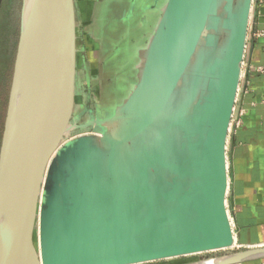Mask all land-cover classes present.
Listing matches in <instances>:
<instances>
[{
  "label": "water",
  "instance_id": "obj_1",
  "mask_svg": "<svg viewBox=\"0 0 264 264\" xmlns=\"http://www.w3.org/2000/svg\"><path fill=\"white\" fill-rule=\"evenodd\" d=\"M252 0H163L100 135L70 137L75 0H23L0 138V264L264 262L233 250L225 144ZM65 139V140H64ZM35 236L37 239H35Z\"/></svg>",
  "mask_w": 264,
  "mask_h": 264
},
{
  "label": "crops",
  "instance_id": "obj_2",
  "mask_svg": "<svg viewBox=\"0 0 264 264\" xmlns=\"http://www.w3.org/2000/svg\"><path fill=\"white\" fill-rule=\"evenodd\" d=\"M77 1L80 0H75L76 16L77 20H80L82 13L85 12L86 4L82 3L83 5H81ZM123 1L126 5L123 4ZM109 5L112 16L114 14V22L120 26L118 31H122L121 27L126 24L128 26L129 23H133V28L136 27L135 38L142 41V45L138 48L135 47L136 43L134 45L135 41L130 43L131 50L135 48L129 59L132 61L138 51L145 48L152 35L163 6V0H110ZM96 8L97 6H94L90 12V14L93 13L92 24L95 23V29H92L93 35L89 33V29H85L84 38L80 43L77 40L76 44L75 108L71 124L76 125L77 128L70 133L71 138L77 137V133L80 131L88 132L91 126L89 127L87 124L91 119H96L92 117L93 111H95L94 105L87 109V98L84 101H79L80 98L77 95L79 87L82 89V94H87L84 89L89 88V84H96L99 80L100 69L103 65L100 57L109 55L114 49L117 50L114 45L108 44L109 42H106V47L103 48L104 32L101 16L107 11V6L97 9V13ZM96 14H99V21ZM83 23V25H88L89 21ZM97 24L99 27H96ZM263 28L264 0H252L247 26L244 66L241 68L234 105V117L239 119L240 125L235 127L232 124L225 144L227 173L225 209L233 233L232 249L234 250L240 247L264 245V73L254 71L257 67L264 68V37L254 36V33ZM123 34L121 32L120 36ZM78 36L79 32L77 31V39ZM82 51L87 52V63L80 57ZM129 67L130 72L133 73V65ZM132 85L133 82L130 86H125V95L129 93ZM121 87H116V91ZM94 89L97 94L96 109L99 111L113 109L114 111L119 104L115 103L117 100L108 104L105 101H100V83L99 87ZM241 110L243 113L239 116ZM112 114L111 112L106 113L101 119H106ZM102 131L95 127L96 135L99 136Z\"/></svg>",
  "mask_w": 264,
  "mask_h": 264
},
{
  "label": "rangeland",
  "instance_id": "obj_3",
  "mask_svg": "<svg viewBox=\"0 0 264 264\" xmlns=\"http://www.w3.org/2000/svg\"><path fill=\"white\" fill-rule=\"evenodd\" d=\"M109 1L110 0H80L79 2L81 5L82 3L86 4L85 12L82 13V16L80 17V20H77V31L79 32V38L77 39L80 43L81 40L84 38V32L86 30H90L89 33L93 35L92 29H95V26L92 24L93 13L92 12L93 7L97 6V9L99 10L101 7L107 6V11H105L104 14H102L103 19V32L104 37L102 40L103 48L106 47V42H109L108 44L114 45L117 50H113L110 52L109 55H105L103 57H100V60L102 59L103 65L100 69V77L96 84H89V88H85L84 90L87 92V94H82V89L79 87L78 89V97L80 98L79 101H84L85 98H87V109H89L91 106L93 107L95 111H93L92 117L101 119L102 116H104L106 113H113V109H102L101 111L96 109L95 100H97V94L95 91V87H99V83L101 85V96L100 101H105L107 104L110 102H116L120 103L121 100L126 96V88L125 86H130L132 82H134V75L135 71L133 69V73L130 72L131 65H136V60L133 61L135 57H133L132 61H129L131 54L134 52V49L131 50L130 43L132 41L134 42L135 47H140L142 45L141 39L135 38L136 33V27L133 28L132 24L129 23L124 27H121L123 29L122 31H118L120 26H117V24L114 22V14L112 16V10L111 7H109ZM22 2L23 0H0V138H1V132L3 127V119H4V113L7 103V95L10 85V78H11V72H12V65H13V59L15 55V49L18 39V32H19V21H20V14H21V8H22ZM77 1V3L79 4ZM108 2V3H107ZM123 4H125V1H123ZM101 12V11H100ZM99 13V12H98ZM98 16V21L100 20L99 14H96ZM88 17V18H87ZM97 18V17H96ZM90 19V20H89ZM88 22L90 26L83 25V22ZM90 27V28H89ZM96 27H99V24L96 25ZM123 32L124 34L120 36V33ZM138 40V41H137ZM117 43V44H116ZM129 45V47H128ZM104 52V51H103ZM80 57L87 63V52L82 51L80 52ZM92 59V58H91ZM93 65V64H92ZM92 69V66H91ZM94 77V76H93ZM91 77V79H94ZM95 80V79H94ZM123 85V86H122ZM122 86V87H121ZM87 87V86H86ZM116 87H121V89H118L116 91ZM84 91V93H86ZM89 91V92H88ZM83 104V103H82ZM80 105V104H79ZM86 109V110H87ZM79 114V113H78ZM89 135H96L95 133V127H91L88 129ZM85 134L84 131H80L77 133V135ZM76 136V135H75ZM35 239L37 237L35 236ZM234 250V249H233ZM230 251V250H226ZM226 251H217V252H208L203 253L200 255L195 256H187L182 258H176V259H169L164 260L160 262H155L153 264H181V263H194L198 262L204 259H210L216 256H219L223 254ZM256 264H264V262H259Z\"/></svg>",
  "mask_w": 264,
  "mask_h": 264
},
{
  "label": "built area",
  "instance_id": "obj_4",
  "mask_svg": "<svg viewBox=\"0 0 264 264\" xmlns=\"http://www.w3.org/2000/svg\"><path fill=\"white\" fill-rule=\"evenodd\" d=\"M254 36H256V37H264V28L262 30H260V31H257L256 33H254ZM246 48H247V40H246L245 51H246ZM243 66H244V58H243V62H242V68H243ZM254 71L255 72H259V73H264V68L257 67V68L254 69ZM242 113H243V111L241 110L239 112V116L242 115ZM234 114H235V109H233V113H232V117H231V121H230V126H229V132L231 130L232 124H234L235 127H238L240 125L239 119H236L234 117Z\"/></svg>",
  "mask_w": 264,
  "mask_h": 264
}]
</instances>
